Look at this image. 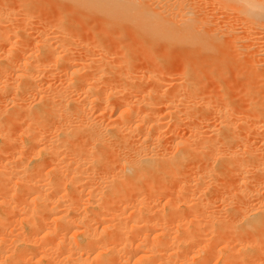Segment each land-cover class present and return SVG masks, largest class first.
<instances>
[{"label": "bare ground", "instance_id": "bare-ground-1", "mask_svg": "<svg viewBox=\"0 0 264 264\" xmlns=\"http://www.w3.org/2000/svg\"><path fill=\"white\" fill-rule=\"evenodd\" d=\"M263 74L264 0H0V264H264Z\"/></svg>", "mask_w": 264, "mask_h": 264}, {"label": "rangeland", "instance_id": "rangeland-1", "mask_svg": "<svg viewBox=\"0 0 264 264\" xmlns=\"http://www.w3.org/2000/svg\"><path fill=\"white\" fill-rule=\"evenodd\" d=\"M40 6H43V7H46V8H47L49 5L47 4V2H46V4H45V2H43L42 4H40ZM86 22H87V20H86ZM126 37H127V38H126ZM126 37H125V39H124V42H128L129 39H130V38H128L127 35H126ZM126 39H127V40H126ZM106 41H108V40H106ZM110 42H111V43L113 42V44H116L115 41H110V40H109V43H110ZM109 43L105 42V44H109ZM111 43H110V44H111ZM110 44H109V45H110ZM191 55H192V57H190V59H193V60H196V61H197L198 57L195 55V53H194V54H193V53H190L189 56H191ZM194 55H195L196 57H195ZM186 56H187V54H186L185 52H183V53H181V54L179 55V58H180V60H184V59L189 60V59H188L189 56H188V57H186ZM199 60H200V62H201L200 64L203 65V66L196 65L195 67H199V68L196 69V72L199 73V76H200V75L202 76V77H200V78L203 79V76H205V74H207L206 79H207L209 76H210L211 78H213L214 75L217 76L218 73H216L215 69H211V68H210L211 66H213V62H214V61L211 60V57H210V56H206V57H204L203 59H199ZM207 60H208V61H207ZM202 63H203V64H202ZM216 63H217V61L214 62V64H216ZM239 63H241V62H239ZM207 64H208V65H207ZM234 64H235V66H236V65H237V62H235ZM234 64H232L231 66H233ZM209 65H210V66H209ZM240 65H241V64H240ZM240 65H239V66H240ZM233 68L235 69L236 67H233ZM233 68H232V69H233ZM243 68H245L244 65L242 66V68H241L240 70H239V68H236V69H238V71L244 73V71H241ZM236 69H235L236 74H238V73L240 74V72H238ZM244 70H245V69H244ZM210 71H213V74H211L212 72H210ZM219 71H220V70H219ZM235 71H234V72H235ZM217 72H218V70H217ZM221 72H223V71H221ZM221 72H219V74H220ZM237 72H238V73H237ZM227 73H228V72H227ZM202 74H203V75H202ZM230 74H231V75H230ZM230 74H229L230 77H229V75H226L227 77L225 76V77H224V80H225V82H226V81L228 82L227 86H229V84H230V85L232 84V85H231L232 87L230 86L232 89L228 88L227 86H226V87H223L225 90H226V89L228 90V91H227V90H226V91H227L230 95H235V96H236V94L239 95L238 93H239L240 89H241L242 87H243V89H244L245 86H247L248 84H249V86H247V87H248L250 90H251V87H252V89L254 88L253 90H251V92L253 91V92L255 93V91L257 90L255 94H258L257 92H260V91L262 92V91H263V87L261 88L262 90L259 89V87L262 86L263 83H261V84H262V85H261V84H258V82H256V81H258L259 77H258V79H256V81H255L256 83L254 84V83H253V82H254V78L252 79L253 82L249 80V79L252 78V76H253V77L255 76V75L251 74V75H250L251 77H249V79H248L251 83L248 82V84H247V81H248V80H247L246 78H244L245 76L243 77L244 74H242L241 76H239V74H238V77H236L237 75H236L235 73H233L232 70H230ZM234 74H235V75H234ZM208 75H209V76H208ZM224 75H225V74H224ZM263 75H264V74H263ZM263 75H261V76H263ZM215 76H214V77H215ZM231 76H232V77H231ZM246 77H248V75H247ZM198 78H199V77H198ZM228 78H229V79H228ZM255 78H256V77H255ZM263 78H264V76H263ZM263 78H260V79H259V80H260L259 83H260L261 81H262V82L264 81V80H262ZM204 79H205V78H204ZM206 79H205V80H206ZM208 79H209V78H208ZM239 79L242 81L243 84H244V82H245L247 85L244 84V86H243V84L241 83V81H240ZM242 79H244V80H246V81H243ZM236 80H237V81H236ZM231 82H232V83H231ZM252 84H253V85H252ZM250 85H251V86H250ZM258 85H259V86H258ZM253 86H254V87H253ZM238 87H239V88H238ZM233 88H234V89H233ZM237 88H238L239 90H238ZM255 88H257V89L255 90ZM229 89H230L231 91H229ZM235 89H236V90H235ZM258 90H260V91H258ZM235 91H236L237 93H235ZM241 91H242V90H241ZM241 91H240V92H241ZM232 92H233V93H232ZM261 92H260V93H261ZM260 93H259V94H260ZM235 96H234V97H235ZM259 96H260V95H259ZM234 97L232 96V98H234Z\"/></svg>", "mask_w": 264, "mask_h": 264}]
</instances>
